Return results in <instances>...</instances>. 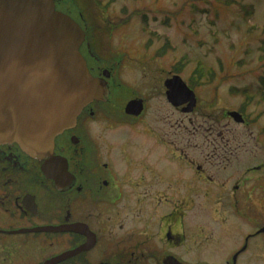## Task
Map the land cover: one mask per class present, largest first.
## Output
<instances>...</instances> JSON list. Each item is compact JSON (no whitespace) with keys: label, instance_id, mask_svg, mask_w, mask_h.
Returning <instances> with one entry per match:
<instances>
[{"label":"flooded vegetation","instance_id":"1","mask_svg":"<svg viewBox=\"0 0 264 264\" xmlns=\"http://www.w3.org/2000/svg\"><path fill=\"white\" fill-rule=\"evenodd\" d=\"M88 43L96 54L100 41ZM113 54L90 65L94 76L111 72L104 99L53 141L51 157L0 145V264L263 262L264 245L252 243H264V162L242 159L250 142L219 131L214 117L205 122L207 134L198 132L202 123L190 129L201 115L200 86L184 81L195 95L192 111L189 100L173 105L164 85L180 76L173 70L151 77L165 98L161 106L175 116L168 128L161 118L155 124L149 97L119 79L126 54ZM243 87L242 95L251 90ZM256 90L250 103L264 96V85ZM132 99L144 106L137 116L125 113ZM247 106L234 110L244 122L229 110L224 120L248 125Z\"/></svg>","mask_w":264,"mask_h":264},{"label":"rangeland","instance_id":"2","mask_svg":"<svg viewBox=\"0 0 264 264\" xmlns=\"http://www.w3.org/2000/svg\"><path fill=\"white\" fill-rule=\"evenodd\" d=\"M79 1L91 26L94 22L98 27L94 36L100 41L96 55L104 59L110 54L114 57L115 51L126 54L119 79L128 87L133 86L140 95L149 97L148 117H155V124L161 118L168 128L174 124L175 116L161 106L165 100L163 95L152 90L158 85L153 82L152 75H164L163 71L174 70L173 67L186 58L179 74L187 81L200 62L201 67L211 68L214 74L211 73L210 82L196 89L201 115L197 116L198 124H189V128L193 130L202 123L198 132L207 134L205 129L209 125L205 122L211 117L218 118L221 120L216 125L219 131H234L250 142L242 159L245 157L244 160L253 166L264 162V96L260 102L250 103L249 97L245 101V96L238 91L241 89L237 90L244 86L243 89H251L247 90V95L254 97L255 89L263 85L264 0ZM242 6L251 14L246 15ZM165 41L170 45L167 49ZM214 87H218L216 92ZM241 101L245 102L241 104ZM243 104L249 105L248 125L224 120L225 111H237ZM174 129L172 126L170 132L178 133ZM262 245L261 238L252 243L253 247ZM255 252L264 258L263 249ZM258 264H264V260Z\"/></svg>","mask_w":264,"mask_h":264},{"label":"water","instance_id":"3","mask_svg":"<svg viewBox=\"0 0 264 264\" xmlns=\"http://www.w3.org/2000/svg\"><path fill=\"white\" fill-rule=\"evenodd\" d=\"M80 16L74 0H0V145L51 157L53 141L104 99L111 72L92 74L90 65L105 61L90 47ZM164 85L170 103L189 100L186 111L193 110L195 95L179 76ZM143 107L132 99L125 113L137 116ZM229 115L243 122L238 112Z\"/></svg>","mask_w":264,"mask_h":264},{"label":"trees","instance_id":"4","mask_svg":"<svg viewBox=\"0 0 264 264\" xmlns=\"http://www.w3.org/2000/svg\"><path fill=\"white\" fill-rule=\"evenodd\" d=\"M75 4L77 6L78 13L81 12L80 17L82 18V22L87 26V41H98L97 38L94 37L98 27H95L96 25L94 22H93V26H91L92 24L89 21V18L86 17V15H85L86 10L84 9L83 6L80 5V1L79 0L75 1ZM241 9L244 13H246V15L251 14V11L247 10L246 7L242 6ZM165 45H166L165 46L166 49L170 47L168 41H165ZM163 51H164V48H163ZM159 56H162V54ZM185 61H186V58L183 61L182 60L179 61V63L173 67L174 72L181 73V71L183 70V66L185 65V63H184ZM210 70H211V68L206 70L205 68L201 67V64L199 62L196 66V69L191 72L189 79H188V82H189L188 84L191 85L192 87L201 86V85H204V83L207 84L208 82H210L213 79L212 74H211V73H213V71H210ZM209 77H211L212 79H209ZM262 81H264V80L262 79ZM263 85H264V83H263ZM247 94L248 93L246 91L243 95L248 98L249 95H247Z\"/></svg>","mask_w":264,"mask_h":264}]
</instances>
